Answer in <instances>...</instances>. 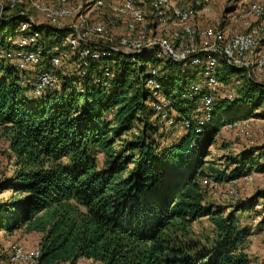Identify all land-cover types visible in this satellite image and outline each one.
Masks as SVG:
<instances>
[{
	"label": "trees",
	"instance_id": "obj_1",
	"mask_svg": "<svg viewBox=\"0 0 264 264\" xmlns=\"http://www.w3.org/2000/svg\"><path fill=\"white\" fill-rule=\"evenodd\" d=\"M3 18L0 33L12 32L16 24L6 29ZM37 31L47 43L40 44V54L41 69L48 71L51 43L67 31L45 25ZM11 48L0 37V53ZM107 64L106 88L94 82L97 62L83 77L56 75L58 86L34 98L22 83L32 74L0 58V130L12 161L10 174L0 178V193L10 195L0 200V232L40 234L42 264H249L241 249L247 229L239 226L234 212L202 204L198 182L264 172L255 157L258 150L225 158L224 171L204 160L226 124L264 119L263 87L246 80L233 98L230 92L221 97L214 92L208 117L196 133L202 96L187 94L191 85L202 83L196 70L140 55H120ZM150 69L159 86L155 95L146 87ZM217 70L216 90L238 79V72L222 60ZM157 97L171 102L177 123L189 122L175 142L163 147L151 139L161 131L147 122L153 115L147 103ZM134 127L139 128L133 140L114 149V142ZM200 218L212 225V239L198 243L177 236Z\"/></svg>",
	"mask_w": 264,
	"mask_h": 264
},
{
	"label": "built area",
	"instance_id": "obj_2",
	"mask_svg": "<svg viewBox=\"0 0 264 264\" xmlns=\"http://www.w3.org/2000/svg\"><path fill=\"white\" fill-rule=\"evenodd\" d=\"M208 1L93 0L87 4L83 14L76 15L73 9L65 5V0H7L10 8L18 6L40 14L45 26L66 29L65 36L51 43L48 58L50 68L59 67L61 62L67 61L80 70V77H83L90 64L101 62L94 82L105 88L110 77L107 63L114 62L120 55L151 56L159 62L170 60L187 64L196 70L202 83L191 85L187 92L189 96H202L198 112L203 116L196 119V133L199 132L202 119L204 116L208 117L210 112L212 94L218 85L219 60L236 70L238 78L252 80L255 77H264V7L256 3L248 5L246 17L253 19V24L246 18L241 19L242 31L226 34L213 26L199 28L194 25V18ZM99 7L106 8L109 14L123 21L125 35L116 45H109L112 37L103 22L87 21L89 13ZM2 12L3 6L0 5V15ZM14 15L24 19L12 32L0 33V37L13 46L12 50L7 49L8 51L0 53V58L11 62L19 72L34 71L22 83L29 86V95L36 98L46 89L56 88L59 79L53 72L41 69L43 61L40 44L44 45L46 41L41 40L37 29L42 23L33 21L24 12ZM188 42L194 46H188ZM148 73L146 87L155 95L159 91L155 81V69H150ZM234 83L237 84L238 80ZM78 91L81 92V89ZM147 105L156 113L158 123L166 121L168 126L177 125L182 130L188 129L189 122H174L175 115L169 100L157 97ZM245 128L246 120H243L228 123L223 130L244 135ZM39 258L38 245L24 248L19 244H12L7 253L0 254V264H42Z\"/></svg>",
	"mask_w": 264,
	"mask_h": 264
},
{
	"label": "rangeland",
	"instance_id": "obj_3",
	"mask_svg": "<svg viewBox=\"0 0 264 264\" xmlns=\"http://www.w3.org/2000/svg\"><path fill=\"white\" fill-rule=\"evenodd\" d=\"M65 1V5L73 9L74 13L77 15L83 14L86 11L87 4L91 3L93 0ZM251 3H256L264 7V0H209L206 6L198 12L193 23L199 28L213 26L226 34L241 32V19L246 18L249 23L253 24V19L246 17L248 5ZM0 5L3 6L4 10V12L1 13L4 17L1 21H5L6 29L10 27V24L17 25L20 20L6 22L7 20L5 17L19 12H24L33 21L44 25V21L40 14L35 11H26L23 7L20 8L18 6L10 8L7 0H0ZM87 21L90 23L100 21L105 24L112 37V42H110L109 45H116L117 41L125 35L123 21L109 14L106 8H94L87 16ZM90 41L95 43L93 39H90ZM188 46L193 47L194 45L188 42ZM60 64L59 67H48V69H50L49 71L59 77H65L67 79H76L80 77V70L75 69L73 67L74 65L72 66L70 62L63 61ZM110 69L111 65H109V70ZM32 72L34 71L31 70L30 73L33 74ZM232 77H236V74H232ZM237 80V85L234 83L235 81L231 80L228 81L225 86L221 85V87L219 85V89H215L216 96L221 97L223 94L230 92L233 98L236 88L245 83L246 80L261 85L264 89V77H255L252 80L239 77L236 81ZM26 94L30 96L28 91ZM153 115L147 118V122L149 125L153 123L154 126L156 125L159 131H161L159 134L151 137L158 146L163 147L172 144L182 135L183 130L177 125L168 126L165 124L166 121L158 123L157 119L155 121L157 117L154 111ZM173 118H175V116H173ZM174 122H176V120H174ZM136 128L139 127H134L132 132L128 135L122 136L115 141L113 148L116 149L124 141L133 140ZM245 130L246 134L244 135H240L234 131L221 130L215 136L213 145L208 148L209 155L204 160L211 162L213 164L211 165L212 168L224 171L225 158H234L244 150L253 149L258 150L255 153V157L259 159L258 163L260 166L264 167V119L255 117L249 118L246 120ZM101 159V156L97 157V167H99ZM11 162L6 136L0 130V178L7 177L10 174L12 170ZM205 166L206 165H204L203 168H205ZM198 187L202 195V204L213 206L214 209H220L224 214L234 212L235 217L238 219L239 226H243L247 229L248 236L245 238L241 249L248 257L249 264H264V199L259 195L261 193L264 194V172L258 173L254 170H249L246 172V175L239 179L217 183L210 179H206L205 181L200 180V182H198ZM9 196V192L3 191L0 193V200H6ZM242 207H245V210H243ZM182 234L184 235L182 238H188L192 241L203 243L205 239L210 240L213 238V228L206 218H200L189 223L184 231L177 233V236L181 237ZM40 237L38 233L26 234L21 230L10 234L0 232V254L7 253L8 247L12 244H19L24 248L37 246ZM77 264L95 263H93V261L88 262L87 260H79Z\"/></svg>",
	"mask_w": 264,
	"mask_h": 264
}]
</instances>
